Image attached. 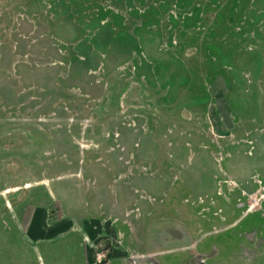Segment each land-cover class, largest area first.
<instances>
[{"label":"rangeland","instance_id":"1","mask_svg":"<svg viewBox=\"0 0 264 264\" xmlns=\"http://www.w3.org/2000/svg\"><path fill=\"white\" fill-rule=\"evenodd\" d=\"M70 199L92 264L264 224V0H0V264Z\"/></svg>","mask_w":264,"mask_h":264},{"label":"crops","instance_id":"2","mask_svg":"<svg viewBox=\"0 0 264 264\" xmlns=\"http://www.w3.org/2000/svg\"><path fill=\"white\" fill-rule=\"evenodd\" d=\"M71 204H69L70 207ZM22 212V210H21ZM46 210L38 207L26 218L27 239L36 255L43 264H92V252L82 247L81 239L76 233L70 232L76 226L77 220L72 215L65 216V222L55 229H49L45 224ZM70 213V212H69ZM83 220L82 222L84 223ZM73 224V225H72ZM87 236V235H86ZM72 237V238H71ZM89 240H87L88 242ZM20 255H23L21 253ZM14 262H16L14 260ZM33 263L26 258L23 263Z\"/></svg>","mask_w":264,"mask_h":264},{"label":"water","instance_id":"3","mask_svg":"<svg viewBox=\"0 0 264 264\" xmlns=\"http://www.w3.org/2000/svg\"><path fill=\"white\" fill-rule=\"evenodd\" d=\"M79 199H77L76 201H74L73 199L71 200L70 199V201H73V202H75V204L73 205V208H74V212H71V213H69L70 215H72V217L73 218H75L76 220H77V225L78 226H80V223H83L82 221L83 220H87L86 218H85V215L88 213H86V208H85V205L83 204V206H81L80 207V205H79V202H77ZM37 206L38 207H41V205L39 204H37ZM36 207V206H35ZM37 208V207H36ZM43 209H45V207L43 206ZM245 217V216H244ZM263 219V221H264V217H262ZM241 219V218H240ZM77 225L76 226H74V229L72 230V231H68L67 230V232L66 233H76L77 234V236H79L80 237V239H81V243H82V247L86 250L87 248H88V245H87V243H86V235H84V234H82V233H80L79 231H77ZM238 226V223L236 224V223H233L230 227H226V228H224V229H228V230H234L236 227ZM25 231H23V242H24V245H25V247L26 248H22V249H20L22 252H23V255H18L17 257H21V263L26 259V258H33L34 257V262L33 263H29V264H43L42 263V260L41 259H39L38 258V256L36 255V253H35V249L34 248H32V246L30 245V242L28 241V239H27V235L25 234V233H28L27 232V230L26 229H24ZM216 230V229H215ZM223 230V229H222ZM228 230L226 231V230H224V231H221V232H212L211 234H208V236L207 237H209V236H211V235H213V236H216V234H218V233H226V232H228ZM250 233H253V234H256L257 236L259 235V234H264V224L262 223V225H260L259 224V226L257 225V226H253V227H251L250 228V232L249 233H247V234H250ZM72 238V237H71ZM259 238L260 239H262L263 240V237H260L259 236ZM240 239H242V237H240ZM204 239H202L200 242L198 241V246L199 245H201V243H202V241H203ZM219 241V239L217 238V239H215L213 242H211L210 241V243L208 242L207 243V241H205V242H203L202 244H204L203 246H205L206 247V249L207 250H204V251H202V252H200V253H196V254H193V255H191L189 258H187V259H185V260H182V261H184V263L183 264H208L210 261H214L215 262V264H219V263H216L217 262V260L219 259V258H222V251L224 250V249H221V250H219L218 248H216V245H215V243H217ZM237 241V240H236ZM243 241L245 242V239L243 238ZM238 243H240L239 241H237ZM241 244V243H240ZM28 246V247H27ZM246 248V246H243V248H237V250H236V253L238 254H240V251L239 250H242V249H245ZM245 253H249V250L247 251V252H245ZM238 254V255H239ZM12 257H14V255H11V258ZM16 257V256H15ZM14 257V258H15ZM16 257V258H17ZM136 259V258H135ZM157 259H160V258H157ZM134 260V259H133ZM148 260H149V258H148ZM152 260H149L148 262L150 263ZM221 261H223V260H221ZM10 263V262H9ZM24 264V263H23ZM26 264V263H25ZM28 264V263H27ZM119 264H124L123 262H120ZM160 264V263H159Z\"/></svg>","mask_w":264,"mask_h":264},{"label":"flooded vegetation","instance_id":"4","mask_svg":"<svg viewBox=\"0 0 264 264\" xmlns=\"http://www.w3.org/2000/svg\"><path fill=\"white\" fill-rule=\"evenodd\" d=\"M225 233H218L216 234L217 238L219 241L215 243L216 248L219 250L224 249L227 247L231 249L233 248L232 251L237 250V248H243V246H246L245 249L239 250L240 253L243 255L238 258L237 261H235V264H264V234H259L258 236L256 234L250 233V234H243L241 237L242 239L239 240L238 243L235 241L231 240V237H226L224 235ZM263 237V240L259 238ZM251 237V238H250ZM243 238L245 239V242L243 241ZM232 241L230 243H221L222 241ZM249 250V253H245ZM233 263V262H232Z\"/></svg>","mask_w":264,"mask_h":264}]
</instances>
